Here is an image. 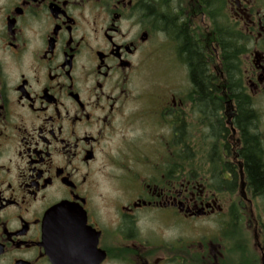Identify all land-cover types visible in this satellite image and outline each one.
Wrapping results in <instances>:
<instances>
[{
	"label": "flooded vegetation",
	"instance_id": "flooded-vegetation-1",
	"mask_svg": "<svg viewBox=\"0 0 264 264\" xmlns=\"http://www.w3.org/2000/svg\"><path fill=\"white\" fill-rule=\"evenodd\" d=\"M250 140L264 0H0V264H264Z\"/></svg>",
	"mask_w": 264,
	"mask_h": 264
},
{
	"label": "rangeland",
	"instance_id": "rangeland-1",
	"mask_svg": "<svg viewBox=\"0 0 264 264\" xmlns=\"http://www.w3.org/2000/svg\"><path fill=\"white\" fill-rule=\"evenodd\" d=\"M171 63L167 56L165 59L158 60L156 58L150 68L147 70L149 72V76L146 79V83L140 88L146 90L147 94H153L157 92H164L166 89H176L178 91L187 90L190 86V80L186 76L185 71H177L176 73H172ZM145 152L148 154H152L154 150H152L151 146H145Z\"/></svg>",
	"mask_w": 264,
	"mask_h": 264
},
{
	"label": "trees",
	"instance_id": "trees-1",
	"mask_svg": "<svg viewBox=\"0 0 264 264\" xmlns=\"http://www.w3.org/2000/svg\"><path fill=\"white\" fill-rule=\"evenodd\" d=\"M198 73V70L195 71V74ZM194 83L196 86H199L200 88L203 87L202 80H198L199 75L194 76ZM255 146L254 143L250 140L247 147L245 148L246 156V162H247V168L249 172V177L251 180V183L256 186V188L260 189L264 193V173L263 169L260 166V161L255 153Z\"/></svg>",
	"mask_w": 264,
	"mask_h": 264
}]
</instances>
